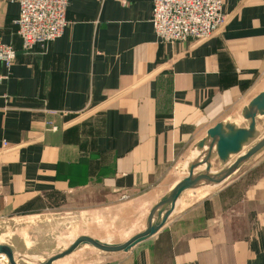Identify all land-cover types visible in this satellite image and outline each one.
Here are the masks:
<instances>
[{"label":"crops","instance_id":"1","mask_svg":"<svg viewBox=\"0 0 264 264\" xmlns=\"http://www.w3.org/2000/svg\"><path fill=\"white\" fill-rule=\"evenodd\" d=\"M152 10L153 0H68L62 37L28 53L19 4L0 1V39L16 51L10 70L0 63V244L44 245L102 214L135 216L139 234L210 129L248 128L243 111L264 92V0H226L224 27L181 43L157 39ZM258 154L185 191L160 231L103 264H264ZM238 157L215 167L214 152L211 175Z\"/></svg>","mask_w":264,"mask_h":264},{"label":"built area","instance_id":"2","mask_svg":"<svg viewBox=\"0 0 264 264\" xmlns=\"http://www.w3.org/2000/svg\"><path fill=\"white\" fill-rule=\"evenodd\" d=\"M18 3V35L25 52L39 48L48 53L50 45L61 38L68 26V0H0ZM126 6L128 0H115ZM226 0H153L151 23L162 43H181L190 39L205 40L226 25ZM16 57L12 45L0 39V63L10 70ZM57 116V111H48ZM6 146L7 143H4Z\"/></svg>","mask_w":264,"mask_h":264},{"label":"water","instance_id":"3","mask_svg":"<svg viewBox=\"0 0 264 264\" xmlns=\"http://www.w3.org/2000/svg\"><path fill=\"white\" fill-rule=\"evenodd\" d=\"M242 116L245 120L250 122L248 128H238L234 124L225 125L219 123L208 131L207 137L196 147L199 151H202L205 146H208L209 149L206 157L203 161L191 165L189 176L181 181L169 195L164 197L161 202L152 209L148 217L147 227L143 232L135 235L125 243L114 245L103 243L88 236H81L77 238L67 250L51 257L42 264H53L71 255L85 245H90L106 253H127L138 244L154 236L163 228L174 211L178 199L185 191L200 187L203 184L214 185L222 183L264 148L263 137L253 148L243 153L244 146L256 137L257 117H264V92L258 95L249 106L244 109ZM214 152L223 163H227L232 156L239 157L227 169H223L219 173L211 175V160L213 159ZM203 165L206 166L205 171L195 175L196 168ZM0 255H5L10 264H18L16 261V254L9 245L0 244Z\"/></svg>","mask_w":264,"mask_h":264},{"label":"rangeland","instance_id":"4","mask_svg":"<svg viewBox=\"0 0 264 264\" xmlns=\"http://www.w3.org/2000/svg\"><path fill=\"white\" fill-rule=\"evenodd\" d=\"M260 122L261 125H263L264 120H261ZM262 134L263 133H259V135L256 134V137L244 146L243 153H246L253 148ZM208 149V146H205L202 151H196L193 155L194 160L197 163L203 161L206 157ZM258 155L259 154H256L247 163L249 165L253 163ZM228 163L229 161L227 163L217 162L215 167L218 165L221 167L222 165ZM83 220L84 225L79 228L68 226L66 231H61L60 233L53 231L50 236L51 239L46 241L44 245L38 243L26 244L23 250H16L15 254L16 261H18L17 263L42 264L51 257L67 250L72 243L81 236H88L103 243L114 245L127 242L132 237L137 235L140 230H142L140 227L135 226V224L138 223L135 216L130 217L129 222L126 220H119V218H114L109 214H102L96 218H84ZM111 255L112 254L102 252L90 245H85L71 255L62 258L53 264H103L108 257H111ZM0 264H10L5 255H0Z\"/></svg>","mask_w":264,"mask_h":264}]
</instances>
